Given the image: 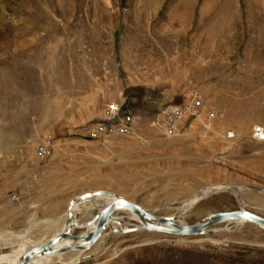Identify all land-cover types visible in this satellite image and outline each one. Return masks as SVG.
I'll return each mask as SVG.
<instances>
[{"label":"rangeland","instance_id":"rangeland-1","mask_svg":"<svg viewBox=\"0 0 264 264\" xmlns=\"http://www.w3.org/2000/svg\"><path fill=\"white\" fill-rule=\"evenodd\" d=\"M254 125L264 127V0H0V237H50L91 190L170 216L206 188L243 186L245 209L264 217ZM103 205L87 203L79 221ZM239 206L221 189L183 219ZM209 228H106L73 264H264V228Z\"/></svg>","mask_w":264,"mask_h":264},{"label":"water","instance_id":"water-1","mask_svg":"<svg viewBox=\"0 0 264 264\" xmlns=\"http://www.w3.org/2000/svg\"><path fill=\"white\" fill-rule=\"evenodd\" d=\"M221 189L228 190L229 186L224 184L220 188L213 189L207 194L199 196L195 203ZM99 196H107L111 199L104 203L101 208L97 209V212L91 219L84 222L79 221L78 217L83 204L87 201L93 202L94 200H92V198ZM76 204H78V208L74 213L73 206ZM119 210H126L135 215L133 219L136 220L138 224L134 227L123 226L121 218L114 215V212ZM176 216L175 214H171L170 216L154 215L138 204L110 191L91 190L83 192L68 203L62 228L53 233L46 240H44V238L35 241L27 235L24 239L22 238V240H20V238L0 237V240L2 239L3 243H6L0 246V264H73L79 262L82 258L87 257H80L81 254L97 241L106 227L120 233L138 230H155L179 236L209 234L214 231L209 228L211 225L235 220H243L245 223H253L264 228L263 216L242 209L240 206L238 209L231 211L209 213L192 224L185 223L183 221V215L180 217ZM113 223L119 228L111 225ZM75 229H83V231L74 233ZM69 252H77V256L75 257V259L77 258L76 261H74V258L69 261L62 260L63 255ZM51 258H55V260L44 262Z\"/></svg>","mask_w":264,"mask_h":264},{"label":"bare ground","instance_id":"bare-ground-1","mask_svg":"<svg viewBox=\"0 0 264 264\" xmlns=\"http://www.w3.org/2000/svg\"><path fill=\"white\" fill-rule=\"evenodd\" d=\"M229 186V185H228ZM221 187V185H216V186H212V187H209V188H206V189H204L198 196H194V198H192L190 201H187L186 203H183V204H180L179 205V213L178 214H176L177 216L176 217H180V216H182L183 215V217H184V213H186V211H188V210H190L196 203V200L198 199V197L199 196H201V195H204V194H207L209 191H211V190H213V189H216V188H220ZM246 188V187H245ZM243 186H236V187H234V186H229V189L228 190H226V191H229V192H232L233 194H234V196L237 198V200L239 201V203L241 204V206H242V209H245V203L243 202V200H241V198H240V193H241V191H243L244 189H245ZM109 199H111L110 197H107V196H99V197H95V198H92V200H103L104 201V203H106ZM93 201V202H94ZM93 202H85L84 204H83V206H85L87 203H93ZM140 206V205H139ZM102 206H97V208H101ZM78 208V204H76V205H74L73 206V212L75 213L76 212V209ZM143 208V207H142ZM82 209V208H81ZM144 209V208H143ZM146 210V209H145ZM150 212V211H149ZM151 213V212H150ZM188 213V212H187ZM35 217V216H34ZM33 217V218H34ZM134 218H135V215H134ZM183 221H184V219H183ZM234 223H236V225H242V224H244L245 222H243V220H235V221H233ZM111 225H113L114 226V223L113 224H111ZM106 228H109V227H106ZM106 228L102 231V233H101V235L99 236V238L97 239V241L94 243V244H96L97 242H98V240H100V238L103 236V234L105 233V230H106ZM110 229V228H109ZM151 231H155V230H151ZM114 233H117V234H120V232H115V231H113ZM26 235H25V233L24 232H22L20 235H18V238H20V240H22V238L24 239V237H25ZM47 238H49V237H47ZM47 238H45L44 240H46ZM2 240V239H1ZM0 240V242H3V240L1 241ZM5 240V239H4ZM44 240H42V241H44ZM41 241V242H42ZM22 242V241H21ZM4 244H6V243H4ZM93 244V245H94ZM92 245V246H93ZM2 246V245H1ZM91 246V247H92ZM80 257H82V256H80ZM14 258V257H13ZM77 259V258H76ZM76 259L74 260V261H76Z\"/></svg>","mask_w":264,"mask_h":264},{"label":"built area","instance_id":"built-area-1","mask_svg":"<svg viewBox=\"0 0 264 264\" xmlns=\"http://www.w3.org/2000/svg\"><path fill=\"white\" fill-rule=\"evenodd\" d=\"M233 133L230 132L229 136H232ZM250 137L256 141H264V127L260 125H254L250 132Z\"/></svg>","mask_w":264,"mask_h":264},{"label":"crops","instance_id":"crops-1","mask_svg":"<svg viewBox=\"0 0 264 264\" xmlns=\"http://www.w3.org/2000/svg\"><path fill=\"white\" fill-rule=\"evenodd\" d=\"M106 190H108V189H106ZM112 193H113V191H112ZM75 197H77V196H75ZM72 199H73V198H72ZM72 199H71V200H72ZM71 200H70V201H71ZM70 201H69V202H70ZM67 206H68V205H67ZM64 221H65V219L63 220V224H64ZM63 224L61 225V227L59 228V230L62 228ZM59 230H57V231H59ZM55 232H56V231H55ZM55 232H54V233H55ZM52 234H53V233H52ZM52 234H51V235H52Z\"/></svg>","mask_w":264,"mask_h":264}]
</instances>
